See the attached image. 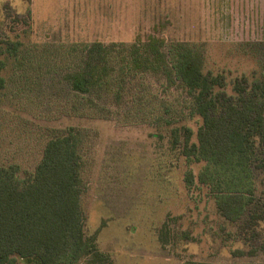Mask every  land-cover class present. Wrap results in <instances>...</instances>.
<instances>
[{"label": "rangeland", "instance_id": "1", "mask_svg": "<svg viewBox=\"0 0 264 264\" xmlns=\"http://www.w3.org/2000/svg\"><path fill=\"white\" fill-rule=\"evenodd\" d=\"M23 19H30L25 31ZM10 26L20 33L8 37L20 44L16 54H2L0 163H19L20 176L27 177L53 131L81 127L88 133L82 148L84 230L95 235L114 264L264 262L259 248L264 243V154L259 148L252 161L255 203L240 220H226L215 193L198 178L207 161L187 157L182 142L173 144L175 135L183 139L182 126L192 129L191 142H197L201 118L192 113L186 89L148 77L155 109L148 106L138 121L125 116L134 107L133 80L124 101L109 100L114 114L87 118L65 109V70L41 74L37 63L44 62L40 50L59 62L58 51L70 44L128 43L153 34L166 42L201 44L204 70L222 72L223 90L235 98L234 83L243 74L249 83L264 77V51L253 45L264 40V0H0V37ZM187 172L194 178L189 186ZM250 212L258 218H249Z\"/></svg>", "mask_w": 264, "mask_h": 264}, {"label": "trees", "instance_id": "2", "mask_svg": "<svg viewBox=\"0 0 264 264\" xmlns=\"http://www.w3.org/2000/svg\"><path fill=\"white\" fill-rule=\"evenodd\" d=\"M29 21L23 19L26 26L21 30H27ZM13 28L10 26L9 33L0 37V89L6 87L2 54H16L20 44L8 37L20 33ZM253 45L257 52L264 51V40ZM39 52L37 55L44 59L37 62L41 74L65 70L69 91L64 105L70 114L109 118L115 113L107 105L109 100L120 104L128 83L137 80L134 107L125 116L141 121L147 107L154 111L156 103L148 77L159 76L166 86L178 83L186 89L192 99V113L201 118L197 142H191L192 129L182 126L178 130L183 139L175 135L173 144L182 142L187 157L207 161L198 178L211 187L217 210L226 220L238 221L249 212L256 199L252 171L256 148L264 154V77L249 83L243 74L234 83V98L223 90L226 82L222 72L204 70L206 50L201 44L166 42L153 34L128 43L70 44L58 51L59 62L52 61L46 51ZM85 130L69 126L53 131L27 177L20 176L19 163H0V264H16L14 256L23 264H114L110 253L99 249L95 235L84 230ZM185 181L188 186L194 183L191 172L186 173ZM249 218L258 217L250 212ZM259 248L264 250V243Z\"/></svg>", "mask_w": 264, "mask_h": 264}]
</instances>
